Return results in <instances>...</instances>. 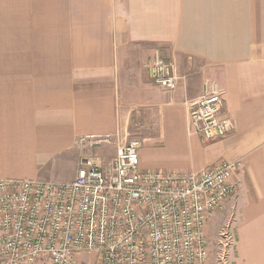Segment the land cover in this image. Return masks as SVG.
<instances>
[{"label": "crops", "instance_id": "obj_1", "mask_svg": "<svg viewBox=\"0 0 264 264\" xmlns=\"http://www.w3.org/2000/svg\"><path fill=\"white\" fill-rule=\"evenodd\" d=\"M158 49L175 60L174 92L143 68ZM214 90L232 128L208 144L188 105ZM136 132L143 171L242 163L210 231L232 218L231 264H264V0H0V179L71 183ZM107 137L113 149L80 145Z\"/></svg>", "mask_w": 264, "mask_h": 264}, {"label": "built area", "instance_id": "obj_2", "mask_svg": "<svg viewBox=\"0 0 264 264\" xmlns=\"http://www.w3.org/2000/svg\"><path fill=\"white\" fill-rule=\"evenodd\" d=\"M147 69L155 85L177 89L175 60L161 49ZM188 108L191 135L208 144L229 135L219 91ZM111 140L82 138L80 145ZM141 148L137 140L119 143L107 168L83 159L71 183L0 179V264H81L90 255L89 264H231L232 218L214 239L209 227L237 199L242 163L143 171Z\"/></svg>", "mask_w": 264, "mask_h": 264}, {"label": "rangeland", "instance_id": "obj_3", "mask_svg": "<svg viewBox=\"0 0 264 264\" xmlns=\"http://www.w3.org/2000/svg\"><path fill=\"white\" fill-rule=\"evenodd\" d=\"M149 61L150 60H147L146 62H145V64H143V68L144 69H146L147 70V66H148V64H149ZM144 130H146L145 128H144ZM140 135H139V132H136L135 134H128L127 136H125V138H124V141L122 142V143H125L126 141H128V140H137V141H139L140 143H141V139H140V137H139ZM111 143H113V144H117L118 142H113L112 140H111ZM108 143H104V144H101V149H103L104 148V146H106V148L107 149H113V147L110 145V144H108ZM116 149L114 148L113 150H112V153H111V155H104V156H100V157H102L103 159L105 158V159H113L114 157H115V155H116ZM72 169H71V166L70 165H68L67 166V169H65L64 170V172L61 174V177H59V179H61V181H65V180H69L70 178H71V175H72ZM210 227H209V235H210V237L212 238V239H214L215 237H216V230H214V231H210ZM212 249H213V246H212ZM214 250V249H213ZM94 259V256L93 255H90V256H85V257H83L81 260H80V263L81 264H89L90 262H89V259H91V260H93Z\"/></svg>", "mask_w": 264, "mask_h": 264}]
</instances>
